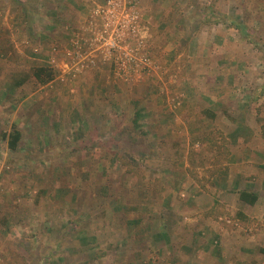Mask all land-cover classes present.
Masks as SVG:
<instances>
[{
  "label": "rangeland",
  "instance_id": "obj_1",
  "mask_svg": "<svg viewBox=\"0 0 264 264\" xmlns=\"http://www.w3.org/2000/svg\"><path fill=\"white\" fill-rule=\"evenodd\" d=\"M230 39L240 61L216 63ZM234 67L264 75V0H0V136L22 131L0 140V264L200 262L234 144L214 110L252 96Z\"/></svg>",
  "mask_w": 264,
  "mask_h": 264
},
{
  "label": "crops",
  "instance_id": "obj_2",
  "mask_svg": "<svg viewBox=\"0 0 264 264\" xmlns=\"http://www.w3.org/2000/svg\"><path fill=\"white\" fill-rule=\"evenodd\" d=\"M80 4L79 6L82 5ZM77 14L76 21L79 25L84 22L86 16L83 10H78ZM231 15H235V13L231 12ZM232 19L234 20V16ZM234 24L232 23V27H237ZM228 42L229 46L232 47L228 50L229 54L227 56L223 54L224 58L222 60L218 56V62L216 63L226 61L235 64L240 61V56L233 50V47L238 46V43L231 39ZM248 57L246 62L256 64L260 56ZM260 59L262 60V55ZM253 67L255 68V66ZM223 74L225 75L220 76V79H230L228 86L231 95L238 96L245 93L252 96L251 101L247 103L248 107L243 108V110H241L240 101L237 102L241 107L227 109L226 106L227 114L225 113V115L227 118L224 113L219 114V110H214L213 119L215 118V121L224 118L223 122L232 127L229 140L234 138V144L231 142V152L226 168L227 176L218 178L217 182L212 185L214 191L213 195L210 196L214 200L215 194L218 192L216 202L215 200L212 203L209 202L212 204V210L210 212L205 210L203 217L209 216L206 217L207 219L202 218L204 220L203 225H197L195 229L198 227V230L192 235V239L199 243V246H203L202 249L197 248L198 253L195 257L200 261L197 264H260L262 254H264V75L251 73L248 76L246 73L237 71L235 67L233 70L229 68L227 74L225 72ZM246 80L248 81L247 84H245ZM187 107L188 105L183 112H180L181 119L178 117L176 122L172 124L171 119H163L160 122L161 120L157 121L158 118L155 117L150 119L151 123L155 125L163 124L166 127H186L189 125V115L185 112ZM238 111L241 112L239 115L237 114ZM67 113L62 108L59 109L56 116L57 124L52 118L53 125L59 128L61 120L67 119L70 121L71 119ZM41 114L43 113L41 112ZM241 128L249 135H241ZM253 130L256 134H251ZM237 133L239 134L237 135ZM171 143L168 142L167 144L173 148ZM197 187L201 189L198 184ZM241 191L256 194L257 200L254 203L243 200L240 197ZM215 206L219 208V211L213 214L212 211ZM188 220L190 221L191 218ZM240 225L245 229L240 230L238 228ZM179 237L185 238L182 234ZM215 237L222 241L219 248L212 244L209 245L212 238ZM124 253L120 254L119 252V256Z\"/></svg>",
  "mask_w": 264,
  "mask_h": 264
},
{
  "label": "trees",
  "instance_id": "obj_3",
  "mask_svg": "<svg viewBox=\"0 0 264 264\" xmlns=\"http://www.w3.org/2000/svg\"><path fill=\"white\" fill-rule=\"evenodd\" d=\"M36 77L40 80V81H47L46 79H43L42 76L40 75V72H38L36 74ZM51 78V77H49ZM8 138V143H9V147L14 149L17 147V144L21 138V132L19 130H13V132L11 133H7L6 131L1 133L0 136V140L1 139H7ZM240 197L249 202V203H254L257 200V195L252 193V192H248V191H241L240 192Z\"/></svg>",
  "mask_w": 264,
  "mask_h": 264
},
{
  "label": "built area",
  "instance_id": "obj_4",
  "mask_svg": "<svg viewBox=\"0 0 264 264\" xmlns=\"http://www.w3.org/2000/svg\"><path fill=\"white\" fill-rule=\"evenodd\" d=\"M261 264H264V259L262 260Z\"/></svg>",
  "mask_w": 264,
  "mask_h": 264
}]
</instances>
